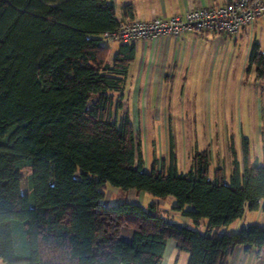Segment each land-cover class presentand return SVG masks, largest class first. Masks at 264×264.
Wrapping results in <instances>:
<instances>
[{
    "label": "trees",
    "instance_id": "obj_1",
    "mask_svg": "<svg viewBox=\"0 0 264 264\" xmlns=\"http://www.w3.org/2000/svg\"><path fill=\"white\" fill-rule=\"evenodd\" d=\"M119 21L113 0H0L4 264H162L169 239L189 252L187 264H229L238 245L264 247L259 223L219 233L246 211L262 204L264 210V161H246L242 171L235 160L230 181L223 167L211 177L206 151L194 154L186 172L172 149L168 161L155 157L146 168L128 113L117 117L136 48L120 42L110 61L109 46L100 42ZM249 66L264 80L258 43ZM95 90L101 94L93 114ZM108 184L174 195L175 211L194 225L174 223L155 202L107 204ZM124 227L133 229L132 238L122 237Z\"/></svg>",
    "mask_w": 264,
    "mask_h": 264
},
{
    "label": "crops",
    "instance_id": "obj_2",
    "mask_svg": "<svg viewBox=\"0 0 264 264\" xmlns=\"http://www.w3.org/2000/svg\"><path fill=\"white\" fill-rule=\"evenodd\" d=\"M227 1L113 0L118 18L124 20L133 18L149 20L155 16L183 15L187 10L200 4L222 5ZM129 5L133 8L131 15L126 12ZM256 43L264 51V12L252 24L243 26L237 33L224 32L219 34L211 30L201 32L188 30L180 34L137 39L132 42L136 48V58L128 70L121 110L123 113H128L133 124L135 122L132 118L149 119L148 110H155L151 117L155 120L150 123L167 124L168 114L163 110L168 109L169 106L209 103L213 98L217 100V88H212L213 79L218 78L217 80H220L219 78L231 73L233 69L238 70L241 79L245 70L249 71L256 79V94L259 95L260 92L263 94L264 80L258 77L255 66H249V55ZM108 46V59L111 61L113 57H110V50L117 46L114 49L116 53L120 42H114ZM129 84L128 96L126 91ZM192 106L196 107L195 105ZM132 109L135 110L133 114L131 113ZM117 117L119 118V111ZM137 124L142 123L138 121ZM249 147L251 150L250 144ZM160 152H162L161 149ZM154 154H157V151ZM249 154L251 156V151ZM157 156L160 161L164 158L161 159L162 156L158 154ZM250 156L249 160L245 159L244 166L248 163L246 161L252 164ZM257 164L259 163L257 162ZM151 167L146 160V168ZM119 191L118 187L115 190H110V199L105 202L111 203V200L116 198L121 200V197H115ZM159 199L161 198H155L154 202L158 204L161 201ZM126 200L143 206L151 203L146 204V200H151V198L146 195L145 191H138L133 188L128 190ZM169 217L179 225L182 224V221L191 223L188 216L178 211L169 213ZM123 233L124 230H122V236L130 239L134 231L128 229L125 235ZM176 251H179L176 241L169 239L162 264H171L173 255H175L174 264H179V252L177 255ZM175 252L176 254H174ZM250 253H254V255ZM0 264H4L2 259H0ZM229 264H264V247L238 245L230 255Z\"/></svg>",
    "mask_w": 264,
    "mask_h": 264
},
{
    "label": "rangeland",
    "instance_id": "obj_3",
    "mask_svg": "<svg viewBox=\"0 0 264 264\" xmlns=\"http://www.w3.org/2000/svg\"><path fill=\"white\" fill-rule=\"evenodd\" d=\"M116 48L117 46L110 50V57H113ZM249 74L250 72L245 70L241 79L238 70L233 69L231 73L219 78L220 80L214 78L212 88H217V100L213 98L209 103L169 106L168 109L163 110L168 114L167 124L150 123L155 120L151 118L155 110H148L149 119L132 118L135 122L136 133L142 140L147 164L151 167L154 158L159 159L157 154L162 156L161 159L164 157L163 159L168 161L169 155L167 156V153H170L172 149L177 156L179 171L186 172L192 165L194 154L197 151H206L210 162L211 177L214 176L215 168L223 167L226 171L227 180L230 181L235 160L240 164L241 170H244L245 138L251 146V156L249 154L251 163H262L264 161V92L263 94L261 92L259 95L256 94L255 76ZM129 90L130 84L127 85L126 95L128 96ZM100 94L99 90H95L89 99L88 107L93 114L98 111ZM134 111L132 109L131 113L133 114ZM123 114V110L120 108L119 119ZM138 121L142 124H137ZM156 151L157 154H154ZM26 173L24 171L25 175ZM115 188L117 187L108 184L105 201L110 199V190H115ZM23 189H27L26 179L23 182ZM119 190L115 197H121V200L128 201L126 200L128 190L120 188ZM145 193L151 198V200H146V204L154 202L155 198H159L149 192L145 191ZM159 200L161 201L158 205L165 215L169 216V213L175 212L174 205L177 203V199L174 195H168ZM116 201H120V198L111 200V203ZM181 223L185 222L182 221ZM250 223L264 225L263 204L260 209L248 210L242 217L221 226L219 233L234 232ZM189 224L194 225L192 221ZM200 228L205 230L204 225ZM128 229L131 230L132 228L124 227L123 235ZM176 252L177 255L179 252V264L183 262L187 264L189 252L185 250ZM250 254L254 255V253ZM174 257L175 255H173L171 264L175 262Z\"/></svg>",
    "mask_w": 264,
    "mask_h": 264
},
{
    "label": "built area",
    "instance_id": "obj_4",
    "mask_svg": "<svg viewBox=\"0 0 264 264\" xmlns=\"http://www.w3.org/2000/svg\"><path fill=\"white\" fill-rule=\"evenodd\" d=\"M263 12L264 0H228L222 5L200 4L183 15L155 16L149 20L120 19L116 29L102 33L100 42L103 45L132 43L141 38L180 34L188 30L237 33L243 26L252 24Z\"/></svg>",
    "mask_w": 264,
    "mask_h": 264
}]
</instances>
